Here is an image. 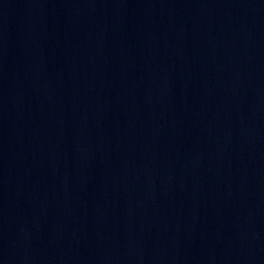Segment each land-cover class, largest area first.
<instances>
[{
  "label": "water",
  "instance_id": "95a60500",
  "mask_svg": "<svg viewBox=\"0 0 264 264\" xmlns=\"http://www.w3.org/2000/svg\"><path fill=\"white\" fill-rule=\"evenodd\" d=\"M0 264H264V0H0Z\"/></svg>",
  "mask_w": 264,
  "mask_h": 264
}]
</instances>
